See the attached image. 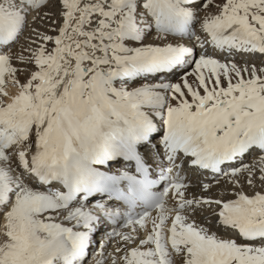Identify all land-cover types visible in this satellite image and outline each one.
I'll use <instances>...</instances> for the list:
<instances>
[{"label":"snow or ice","instance_id":"snow-or-ice-1","mask_svg":"<svg viewBox=\"0 0 264 264\" xmlns=\"http://www.w3.org/2000/svg\"><path fill=\"white\" fill-rule=\"evenodd\" d=\"M60 2L57 34L34 29L37 46L15 57L36 66L26 82L15 75L14 57L0 51V264H82L101 220L84 205L94 193L127 205L124 213L95 206L122 216L129 229L112 233L124 244L114 249L119 264H264V192L187 198L174 174L183 161L237 185L245 172L251 185L258 169L264 182V67L221 62L185 43L195 37L203 49L209 42L195 36L192 0ZM199 6L219 8L200 19L215 48L264 54V0ZM42 7L46 0H0V47L15 42L30 9ZM153 28L161 43L145 42ZM187 66H194L192 82ZM6 74L19 87L10 98ZM168 74L178 82L159 79ZM135 80L143 82L126 83ZM254 150L255 166L226 168ZM157 157L158 178H150ZM119 159L134 162L135 174L101 170ZM161 181L162 190L152 191ZM213 205L214 223L194 219ZM141 229L147 234L137 239Z\"/></svg>","mask_w":264,"mask_h":264},{"label":"bare ground","instance_id":"bare-ground-1","mask_svg":"<svg viewBox=\"0 0 264 264\" xmlns=\"http://www.w3.org/2000/svg\"><path fill=\"white\" fill-rule=\"evenodd\" d=\"M214 3L220 4L217 0H214ZM191 6L196 11L198 17L197 21L192 26L195 31V36H199L201 38V41H209L205 43L204 48L201 49L199 47V42L196 41L195 37H193L191 40H188V38L185 37V41H184L185 43L196 45L195 48L196 53L205 51L209 55L219 59L221 62L232 60L233 62H235L240 66L255 65L257 68L264 67V54L257 53L254 55H248L243 53H234L233 55H228L225 50L215 48L210 43V36L201 29L200 19H202L206 14H213L218 12L219 8L212 6H209V9L201 8L199 6V0H192ZM61 12H62V5L60 0H46V7H42L39 9H30L27 13L28 23L24 27L23 31L18 35V38L15 40V42L10 43L9 46L0 47V51L4 53H10L14 57L11 62L13 66L18 69L15 75L21 83L26 82L30 72L36 70V66L34 65V63H29L27 59L21 62L19 59H16L15 57H18L21 54L24 57H28L30 53L26 50L33 49L37 46L36 44L33 43V40L37 39L33 31L34 29L38 30L41 33H47L48 35L55 36L57 34L58 27L62 23ZM37 13H39L40 16L38 19L33 21L32 17L36 16ZM53 21L55 23H53ZM145 42L161 43V41L155 40L154 28L152 32L148 34ZM45 43L47 49L51 51V49L54 47V44L52 42H45ZM193 70H194V66L186 67V71L189 73L188 76L189 82H192L194 79V77L191 75ZM245 75H247V73H245ZM5 79L7 82L6 90L8 91L10 98L12 95H14L19 91V87L16 84L12 83V80L7 76V74L5 76ZM159 79L170 82H178V77L172 74L161 75ZM142 82L143 81L140 80L126 81L129 87H133L136 84ZM225 86H226V82H225ZM155 119L157 123H159V117H156ZM157 139H159V137H157ZM258 155H259L258 151L254 150L247 156L243 157L242 161L231 162V164L226 166V168L231 166L238 167L241 162L244 164L255 166L256 158ZM149 163L154 164V166L156 167V164L161 163V160L159 157H157L155 163H153L151 160L149 161ZM163 163L166 167L168 166L166 160H164ZM177 163L180 165V167L174 170V174L179 175L182 178L184 185H186L185 194L187 198L204 197V198L225 200L230 198H236L237 194L241 192L246 193L249 196L255 194L256 192H264V182H262L259 178L260 174L258 169L252 176L253 182L251 185H249L245 181V176L247 175L246 172L240 175L239 177L240 184L237 185L231 183V179H232L231 177L226 178L225 176H223V174H215L209 172L208 170L196 169L183 161H178ZM111 164L122 165L131 168V165L128 166L125 165L123 159H119ZM157 171H159V169L155 168V170H153L152 172L157 174ZM205 184L209 185L208 189L203 188V185ZM97 203H103L109 209H117L118 206L116 203L110 201L107 197H102L97 193L92 194L86 201H84V205L86 208L92 209L96 211L98 215H101V220L98 224L95 225L96 230L92 235L89 249L87 251L86 257L82 261V264H97V261H99L100 264H111V261L113 259H117V264H119V260H118L119 254L114 253V249L117 246L123 247L124 244L119 237L112 235V233L114 230L128 231L129 229L124 228L122 222H119L117 226L110 225L106 216H103L102 213L96 209L95 206L97 205ZM173 206H174L173 200L170 197L167 202V207L172 208ZM215 208H216L215 205H213L211 208L205 206L201 211L197 212L194 219L198 223H202L204 222V220L214 223L211 213ZM153 215H155V212ZM57 222H62L66 226H72V224L74 223V221H66V220H62V218L58 219ZM2 225L0 227L1 230H2ZM212 230L216 231L215 228ZM146 234L147 233L143 229L139 230L137 239L142 238ZM218 235L227 236L231 234L218 232ZM101 245H103V255H101ZM129 246H134V245H129Z\"/></svg>","mask_w":264,"mask_h":264},{"label":"rangeland","instance_id":"rangeland-1","mask_svg":"<svg viewBox=\"0 0 264 264\" xmlns=\"http://www.w3.org/2000/svg\"><path fill=\"white\" fill-rule=\"evenodd\" d=\"M217 1H218L220 4H222V3L224 2V0H217ZM204 9H209V7L204 8ZM2 224H3V216L1 215V216H0V227H1ZM0 231H2L1 228H0ZM1 236H2V235H1ZM1 236H0V237H1ZM4 239H5V237L2 236V237L0 238V240H1L0 242H2Z\"/></svg>","mask_w":264,"mask_h":264}]
</instances>
